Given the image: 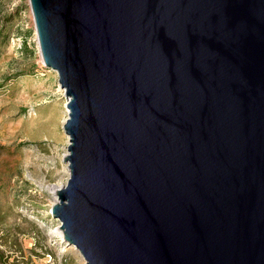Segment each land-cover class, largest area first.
Here are the masks:
<instances>
[{"label":"water","instance_id":"obj_1","mask_svg":"<svg viewBox=\"0 0 264 264\" xmlns=\"http://www.w3.org/2000/svg\"><path fill=\"white\" fill-rule=\"evenodd\" d=\"M29 1L68 100V246L264 264V0Z\"/></svg>","mask_w":264,"mask_h":264},{"label":"rangeland","instance_id":"obj_2","mask_svg":"<svg viewBox=\"0 0 264 264\" xmlns=\"http://www.w3.org/2000/svg\"><path fill=\"white\" fill-rule=\"evenodd\" d=\"M66 104L30 1L0 0V264H87L51 213L70 178Z\"/></svg>","mask_w":264,"mask_h":264},{"label":"bare ground","instance_id":"obj_3","mask_svg":"<svg viewBox=\"0 0 264 264\" xmlns=\"http://www.w3.org/2000/svg\"><path fill=\"white\" fill-rule=\"evenodd\" d=\"M67 104H68V100H67ZM67 104H66V108H67ZM67 110H68V108H67ZM67 156V155H66ZM58 189H56V191H57ZM60 235L63 237V232L61 231V229H60ZM66 242V241H65ZM67 243V242H66Z\"/></svg>","mask_w":264,"mask_h":264},{"label":"built area","instance_id":"obj_4","mask_svg":"<svg viewBox=\"0 0 264 264\" xmlns=\"http://www.w3.org/2000/svg\"><path fill=\"white\" fill-rule=\"evenodd\" d=\"M45 68H46V66H45Z\"/></svg>","mask_w":264,"mask_h":264}]
</instances>
